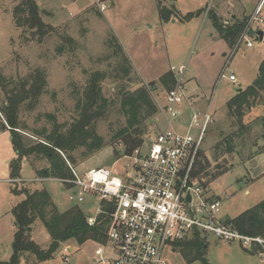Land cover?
<instances>
[{"label": "rangeland", "instance_id": "374dc122", "mask_svg": "<svg viewBox=\"0 0 264 264\" xmlns=\"http://www.w3.org/2000/svg\"><path fill=\"white\" fill-rule=\"evenodd\" d=\"M43 21L54 31L41 38L31 31L18 28L14 21V10L22 0H0V71L8 79H25L35 69L47 73L48 87L36 108L23 109V121L27 125L25 136L36 142L34 133L43 127L51 128L48 114L56 116L60 124H70L76 118L77 98L83 96L90 75L103 71L107 79L102 83L103 94L110 101L116 99L119 87L124 84L117 79L113 51L107 43L112 38L121 46L130 59L134 74L132 83L124 81L132 91L149 86L154 101L166 105L167 92L161 87V78L172 72L177 79H183L184 95L193 100L186 102L183 116L172 123L170 130H185L193 111L206 112L211 106L214 121L210 124L205 138L203 152L212 157L214 146L236 129L235 123L227 116V104L238 91L251 86L258 77V69L264 61V40L259 41L256 32L264 33V23L252 25L254 35L249 36L253 47L244 41L235 52L221 38L211 21L210 13L232 25V19L251 20L263 0H176L175 10L180 19L190 13L202 11V15L190 22L172 19L164 22L161 18L158 0H35ZM106 9L102 11V7ZM264 20V2L258 17ZM71 39V40H69ZM63 49L60 51V49ZM233 75L236 81L229 78ZM5 94L0 87V107ZM0 117L3 119L2 114ZM264 106H257L244 118L245 124H252V130L237 142L236 152L226 156L231 169L208 186L211 196L222 200L221 218L233 219L264 201V141L261 135L264 126ZM0 149H10L11 160L16 159L10 133H1ZM97 134L104 138L105 146L89 155L80 157L74 166L80 174L98 168H111L116 175L133 172L134 159L126 155L124 141L111 143L112 137L125 126V118L116 100L96 119ZM167 129L163 114L159 111L142 125L140 130L143 145L147 150L152 138ZM117 151L119 153L117 154ZM263 152V153H259ZM0 162V261L8 262L14 255L13 243L16 226L14 207L24 200L25 195L12 193L15 187L29 191L47 190L58 209L62 212L78 205L88 216L98 214V201L90 196L78 204L69 200L71 193L56 182L37 180L33 166L25 159L19 180H11L9 168ZM47 166L37 162V168ZM4 172L6 173L4 175ZM250 194L247 195L246 191ZM32 240L47 249L50 236L41 221L33 226ZM209 264H264L258 255L246 252L238 241L227 243L206 236ZM73 252L69 260L64 257V247L54 259L38 263L26 254L20 264H99L96 257L98 245L89 241L84 246L69 245ZM104 258L112 257L110 248H103ZM168 264H186L178 250L167 252ZM199 264V263H196Z\"/></svg>", "mask_w": 264, "mask_h": 264}, {"label": "trees", "instance_id": "16d2710c", "mask_svg": "<svg viewBox=\"0 0 264 264\" xmlns=\"http://www.w3.org/2000/svg\"><path fill=\"white\" fill-rule=\"evenodd\" d=\"M158 2L164 22L174 18L180 19L175 5L172 6L176 0H158ZM201 15L202 11L190 13L180 20L190 22ZM209 15L221 38L230 48H235L248 27V19L234 17L232 25L227 26L217 14ZM14 21L18 28L31 31L34 37L43 38L54 31L43 21L41 10L35 0H22L14 10ZM254 33L249 32L250 35ZM107 46L113 51L112 57L116 60V65L111 67L116 71L117 79L124 83L119 87L116 99L110 101L103 94L102 83L107 79V73L103 71L92 73L83 96L77 98L76 118L65 125L60 124L55 115H46L51 128L43 127L33 132L34 137L37 138L34 143L25 136L27 125L23 121V109L32 110L37 107L48 87L47 73L43 69H35L25 79L13 80L5 77L0 71V87L5 94V101L0 107L3 116V119L0 117L1 130L10 133L12 146L17 154L16 159L12 160L9 166L11 180L20 179L22 162L25 159L33 166L37 179H72L70 166L74 167L78 161L75 153H80V157L86 158L105 146L104 138L97 134L96 119L115 100L125 118V126L112 137L111 143L124 141L127 145V156L132 155L143 145L141 136L144 133L140 128L144 123L158 116L159 107L151 96L149 86H142L135 91L126 87L124 81L132 83L134 67L114 38L108 41ZM62 50L61 48L60 51ZM160 83L164 91H171L177 84L175 74L167 73L161 78ZM260 105L264 106V61L259 66L258 77L254 83L247 89L238 91L227 104V116L235 123L237 129L214 146L211 158L203 151L200 154L195 175L206 189L231 169L232 165L227 164L225 157L236 152L237 142L252 130V124H257L259 118L251 124H245L243 121ZM260 121L264 126V117L260 118ZM261 139L264 141V133ZM37 162H46L47 166L37 168L35 167ZM63 186L69 192L73 188L72 185ZM12 193L16 196L25 195V198L13 209L16 226L14 255L10 261H0V264H20L26 254L32 255L36 262L43 263L54 259L55 254L70 243L79 246H84L89 241L98 246L107 243L108 217L99 216L97 224L90 227L87 222L88 215L78 205L62 212L45 189L29 191L26 188L15 187ZM36 221H41L49 233L51 242L47 249H43L32 240ZM226 224L244 236L264 238V201L233 219H227ZM207 249L208 243L200 235L177 244V250L180 251L186 264H209ZM245 250L249 254L256 255L255 251L247 248Z\"/></svg>", "mask_w": 264, "mask_h": 264}, {"label": "built area", "instance_id": "2783aa9c", "mask_svg": "<svg viewBox=\"0 0 264 264\" xmlns=\"http://www.w3.org/2000/svg\"><path fill=\"white\" fill-rule=\"evenodd\" d=\"M263 2L235 52L244 41L253 47L249 32L253 23H264L258 18ZM105 9L103 6L102 11ZM229 79L236 81L233 75ZM182 81L177 79L176 86L167 92L164 107L157 102L167 129L152 138L147 150L134 151L133 172L116 175L111 168H98L80 174L70 166L72 179H37L72 185L69 197L72 202L85 203L87 196L98 201V214L89 215L87 222L94 227L99 216L109 218L107 243L96 250L99 264H168L167 252H177L178 243L195 235L204 239L213 235L227 243L238 241L255 251L264 263V238L244 236L228 226L220 215L221 198L211 196L195 175L207 131L214 121L211 106L206 112L193 111L185 130H170L172 123L182 118L184 104H194L186 99ZM103 248H110L113 256L104 258ZM63 249L68 261L73 248Z\"/></svg>", "mask_w": 264, "mask_h": 264}, {"label": "crops", "instance_id": "0c3cea01", "mask_svg": "<svg viewBox=\"0 0 264 264\" xmlns=\"http://www.w3.org/2000/svg\"><path fill=\"white\" fill-rule=\"evenodd\" d=\"M176 76V75H175ZM164 117V116H163ZM165 118V117H164ZM2 134H3V136L4 135H7L9 132L8 131H3L2 130V132H1ZM160 133V132H159ZM16 158V157H15ZM12 158H11V156H10V149H7L6 150V153L4 154V149H0V162L1 163H3V164H5L6 166L5 167H7V168H9L10 169V163H11V160ZM6 173L4 172V175H5ZM246 194L247 195H249L250 194V192L247 190L246 191Z\"/></svg>", "mask_w": 264, "mask_h": 264}, {"label": "water", "instance_id": "95a60500", "mask_svg": "<svg viewBox=\"0 0 264 264\" xmlns=\"http://www.w3.org/2000/svg\"><path fill=\"white\" fill-rule=\"evenodd\" d=\"M175 5V2L172 3V6ZM258 36H259V41H263L264 40V33L262 31L258 32Z\"/></svg>", "mask_w": 264, "mask_h": 264}]
</instances>
